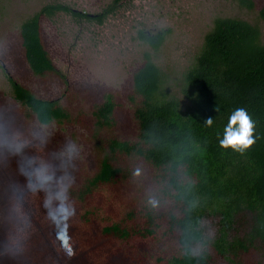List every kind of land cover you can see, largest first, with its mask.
Segmentation results:
<instances>
[{"label": "trees", "instance_id": "obj_1", "mask_svg": "<svg viewBox=\"0 0 264 264\" xmlns=\"http://www.w3.org/2000/svg\"><path fill=\"white\" fill-rule=\"evenodd\" d=\"M123 1L112 0L100 12L49 1L21 25L32 74L46 94L57 80L65 89L47 96L8 74L20 113L30 124L49 117L54 125L90 126L98 156L93 171H82L73 185L76 215L68 244L56 239L38 202L30 208L29 236L43 233L57 264H264V6L256 23L214 18L172 80L156 59L172 28L134 26L131 41L146 54L132 73L126 103L133 112L126 120L116 92L105 91L87 107L91 91L69 88L43 27L63 16L87 27L103 25ZM240 2L255 8L254 0ZM237 108L254 125L255 142L244 151L219 142Z\"/></svg>", "mask_w": 264, "mask_h": 264}, {"label": "rangeland", "instance_id": "obj_2", "mask_svg": "<svg viewBox=\"0 0 264 264\" xmlns=\"http://www.w3.org/2000/svg\"><path fill=\"white\" fill-rule=\"evenodd\" d=\"M49 1L61 0H0V101L3 103L0 112H11L24 128L38 124H30L20 113L21 104L15 101L8 74L24 86L47 96L58 95L65 89L62 81L57 80L49 86L46 94L43 83L32 74L21 46L22 23ZM63 1L74 4L77 9L86 7L88 11L100 12L112 0ZM254 2L255 8L250 10L240 0H124L103 25L91 23L87 27L74 23L71 16H63L53 22L45 20L44 39L56 66L67 75L69 88L73 92L85 88L91 91V99L85 103L87 107L99 101L105 91L111 90L118 94L122 117L127 120L132 118L133 112L131 103H126L132 73L146 54L145 47L131 41L135 36L134 26L145 24L150 29L172 28L165 47L156 57L159 66L172 80L181 75L185 64L202 45L214 18L220 16L258 22L264 0ZM259 24L264 40V23L260 21ZM50 133L47 151L51 153L58 152L69 141L80 146L79 157L72 169L75 182L79 181L82 171H93L98 156L90 126L54 125ZM88 208L93 209L90 204ZM8 232L9 226L0 216V264H57L58 259L41 232V236L35 238L28 235L21 254H7L3 243Z\"/></svg>", "mask_w": 264, "mask_h": 264}, {"label": "clouds", "instance_id": "obj_3", "mask_svg": "<svg viewBox=\"0 0 264 264\" xmlns=\"http://www.w3.org/2000/svg\"><path fill=\"white\" fill-rule=\"evenodd\" d=\"M54 120L44 117L37 126H20L14 114L0 112V216L9 226L3 243L7 254L16 256L25 250L32 226L33 203L43 209L56 239L67 245L70 222L76 215L72 199L75 177L72 169L80 154L75 141L67 142L55 153L47 152ZM211 126L213 120L207 119ZM253 122L244 108L235 109L223 129L220 145L244 151L255 142ZM139 175V170L136 171ZM152 207L158 201L150 198Z\"/></svg>", "mask_w": 264, "mask_h": 264}, {"label": "water", "instance_id": "obj_4", "mask_svg": "<svg viewBox=\"0 0 264 264\" xmlns=\"http://www.w3.org/2000/svg\"><path fill=\"white\" fill-rule=\"evenodd\" d=\"M1 63V62H0Z\"/></svg>", "mask_w": 264, "mask_h": 264}]
</instances>
